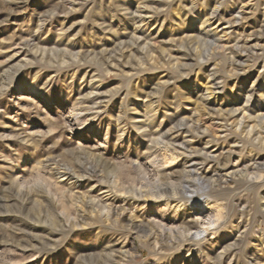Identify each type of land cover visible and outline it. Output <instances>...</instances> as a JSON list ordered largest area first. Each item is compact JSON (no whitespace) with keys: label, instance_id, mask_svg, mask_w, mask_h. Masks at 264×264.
<instances>
[{"label":"rangeland","instance_id":"rangeland-1","mask_svg":"<svg viewBox=\"0 0 264 264\" xmlns=\"http://www.w3.org/2000/svg\"><path fill=\"white\" fill-rule=\"evenodd\" d=\"M261 114L264 0H0V264H264Z\"/></svg>","mask_w":264,"mask_h":264},{"label":"bare ground","instance_id":"bare-ground-1","mask_svg":"<svg viewBox=\"0 0 264 264\" xmlns=\"http://www.w3.org/2000/svg\"><path fill=\"white\" fill-rule=\"evenodd\" d=\"M219 7V6H218ZM220 8V7H219ZM213 11H217V10H214V8H213V10H212V12ZM218 13V12H217ZM217 13L215 12L213 15H209L210 16V18L208 17V19H207V21H210L211 19H213V20H216V18H218V15H217ZM210 14H212V13H210ZM212 16V17H211ZM224 17V16H223ZM223 17H221L222 19H223ZM225 18V17H224ZM234 19V18H233ZM236 20V19H235ZM238 22V21H237ZM219 23V22H218ZM231 24V23H230ZM197 38V37H196ZM203 39V38H202ZM207 42V41H206ZM214 42V41H213ZM228 44V43H227ZM218 45V44H217ZM220 45V44H219ZM226 45V44H225ZM224 47V46H223ZM225 48V47H224ZM226 48H228V47H226ZM221 50V49H220ZM225 51V50H224ZM219 52V51H218ZM215 53H217V52H215ZM231 53V52H230ZM221 54V53H220ZM214 55V54H213ZM152 62V61H151ZM204 62V61H203ZM231 62V61H230ZM230 65H232V64H230ZM234 66V65H233ZM211 77V76H210ZM214 77V76H213ZM212 79V78H211ZM215 80V79H214ZM209 81V80H208ZM215 82V81H214ZM216 84H211V81L210 82H208L207 84H206V86H205V89H206V91H207V93H211L212 94V92H213V87L215 86ZM196 113H198V116H199V119H198V121H197V123L200 121H203V118H204V116H205V114H203V112L200 110L199 112H196ZM244 115V114H243ZM262 115V114H261ZM263 116V118H264V114L262 115ZM184 120V119H183ZM183 120H181V121H183ZM196 123V124H197ZM202 123V122H201ZM250 124V123H249ZM257 125V124H256ZM186 126H187V124L186 123H184V122H181L180 123V125L179 126H177V128L179 129V130H182V128L183 127H185L186 128ZM209 126V125H208ZM212 127V126H211ZM210 127V129H212ZM249 127V126H248ZM254 127V126H253ZM200 128V127H199ZM245 128V127H244ZM221 129V128H220ZM206 130H207V127H206ZM205 130V131H206ZM209 130V129H208ZM213 130V129H212ZM253 131V130H252ZM204 132V131H203ZM249 135H250V133H249ZM254 136V135H253ZM260 137V136H259ZM262 137V136H261ZM215 138H216V136H215ZM263 138H264V136H263ZM255 140V139H254ZM208 160V159H207ZM209 160H210V158H209ZM214 161V160H213ZM193 162V161H192ZM197 162V161H196ZM203 162V161H202ZM210 162V161H209ZM201 163V162H200ZM216 163V162H215ZM201 164H204V163H201ZM214 164V163H213ZM212 164V165H213ZM217 164V163H216ZM256 165V164H255ZM196 166L197 165H195V166H191V170H189V171H185V173L187 174V176L188 177H190V178H195L196 179V181H198V182H202L201 184H203V182L205 183V182H207V183H209L207 180H205V175L204 176H202V174H198V172H197V168H196ZM259 166V165H258ZM219 167V166H218ZM247 172V171H246ZM254 172H256V170L254 171ZM259 172V171H258ZM262 172V171H261ZM245 173V172H244ZM248 173V172H247ZM257 174V173H256ZM261 174V173H260ZM66 176V175H65ZM249 176V175H248ZM257 176V175H256ZM219 178V177H218ZM217 179V178H216ZM215 179V180H216ZM186 179H184V181H185ZM214 180V179H213ZM250 180V179H249ZM217 181H219V180H217ZM224 181V180H223ZM214 182V181H213ZM226 182V181H225ZM215 183V182H214ZM222 182L220 181V184H221ZM199 184V183H198ZM215 184H217V183H215ZM220 184H219V186H220ZM191 185H193V183L191 184ZM206 186V185H205ZM205 186H204V188H205ZM183 188V187H182ZM190 188H191V186H186V189H185V192L184 193H186V196L184 197V196H181V197H179L181 194L180 193H177V192H175L174 191V193H169V191H168V189H167V191H165V192H163V195L162 196H157L156 198H157V200H159V202L160 201H162V202H165L166 204V206H168L169 204H171V203H176L177 201H179V203H181V202H183V201H188L190 198H192L191 197V191H190ZM209 188H213V187H210V185L208 184L207 186H206V188H205V191H204V193H203V195H204V197H206V198H204V199H199V200H197V201H195V200H193L194 202L193 203H191L190 205H189V210H192V211H196L197 212V214H200V213H202V210H203V207L204 206H208L209 205V203H210V200L208 199L211 195V190H209ZM194 190V189H193ZM215 190V189H214ZM170 191H171V189H170ZM156 192V191H155ZM183 192V191H182ZM215 192V191H214ZM213 192V193H214ZM159 193V192H158ZM141 194V193H140ZM160 194V193H159ZM188 194V195H187ZM134 196V195H133ZM156 196V195H155ZM193 196V195H192ZM149 197H150V195H149ZM216 197V196H215ZM137 198V197H136ZM140 198V197H139ZM156 198H154V199H156ZM216 198H218V197H216ZM144 199H146L145 197H144ZM182 199V200H181ZM147 200V199H146ZM156 200V201H157ZM191 200V199H190ZM189 200V201H190ZM152 201H153V199H152ZM185 201V202H186ZM176 205V204H175ZM117 206V205H116ZM179 206V204L176 206V207H178ZM108 210H110L109 208H108ZM108 213H109V211H108ZM113 213V212H112ZM184 214V213H183ZM116 215V217H117V214H115ZM121 216V215H120ZM206 218V217H205ZM200 219H202V217H200V216H197L196 218H195V222H186L185 223V225H184V234L182 235V237L183 238H186V242H188L189 241V243H191V242H196V241H198V240H204L206 237H207V234H209V233H211V226H212V224L210 223V224H207V223H204L203 221H204V218H203V220L202 221H200ZM206 220H208V219H206ZM214 220V219H213ZM129 222H130V220H129ZM181 222H184V221H181ZM206 222V221H205ZM212 222V221H211ZM214 222V221H213ZM204 223V224H203ZM203 224V225H202ZM217 224H218V222H217ZM181 229V228H180ZM181 233V232H180ZM161 234V233H160ZM212 234V233H211ZM159 235V234H158ZM178 235V234H177ZM158 236H156V238H157ZM175 237V236H174ZM177 238V237H176ZM181 238V237H180ZM159 239V238H158ZM181 240V239H180ZM177 242V241H176ZM188 243V244H189ZM199 244H201V243H199ZM192 245H193V243H192ZM187 246V245H186ZM189 246H191L190 244H189ZM188 246V247H189ZM192 249V248H191Z\"/></svg>","mask_w":264,"mask_h":264}]
</instances>
